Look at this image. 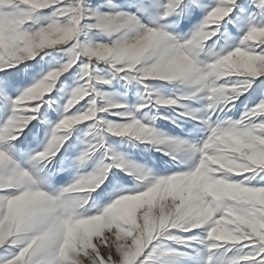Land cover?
Instances as JSON below:
<instances>
[{"label": "snow or ice", "instance_id": "obj_1", "mask_svg": "<svg viewBox=\"0 0 264 264\" xmlns=\"http://www.w3.org/2000/svg\"><path fill=\"white\" fill-rule=\"evenodd\" d=\"M0 264H264V0H0Z\"/></svg>", "mask_w": 264, "mask_h": 264}]
</instances>
